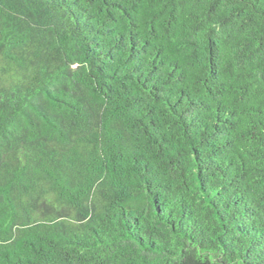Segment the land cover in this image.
<instances>
[{
    "label": "trees",
    "instance_id": "obj_1",
    "mask_svg": "<svg viewBox=\"0 0 264 264\" xmlns=\"http://www.w3.org/2000/svg\"><path fill=\"white\" fill-rule=\"evenodd\" d=\"M0 264H264V0H0Z\"/></svg>",
    "mask_w": 264,
    "mask_h": 264
}]
</instances>
